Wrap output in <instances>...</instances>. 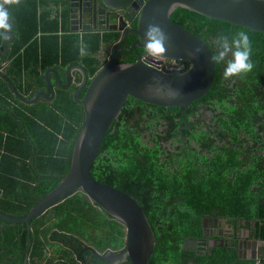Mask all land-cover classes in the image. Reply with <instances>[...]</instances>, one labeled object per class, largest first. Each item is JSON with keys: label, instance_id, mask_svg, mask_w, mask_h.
Returning <instances> with one entry per match:
<instances>
[{"label": "trees", "instance_id": "obj_1", "mask_svg": "<svg viewBox=\"0 0 264 264\" xmlns=\"http://www.w3.org/2000/svg\"><path fill=\"white\" fill-rule=\"evenodd\" d=\"M4 2L0 0V7ZM50 2L18 0L11 2L8 8L9 18L14 22L13 41L7 45V52L0 50V64L6 67L3 73L6 78L0 79L6 84L3 90L9 98L1 107L3 118L0 119L5 121V128H0V135L4 132L9 135L7 139L2 138L7 152L21 146L24 156H30L27 161H22L21 166L7 162L6 169L1 168L4 175L29 173V180L34 181L32 193L30 181V186L24 184L28 193L20 199L25 202L32 200L27 208L11 202L8 194L6 200H2L0 209L9 216H26L35 203L57 186L58 178L64 176L70 167L74 140L84 120L83 107L73 99V86L67 89L56 87L50 102H43L42 98L37 101L36 104L45 103L51 110L49 117L43 120L46 128L38 123L41 121L39 118L21 114L20 110L31 109L24 99H31L39 91L49 94L45 73L50 69L63 76L69 66L82 64L89 75L94 76L104 66L96 57L101 49L99 36L93 32L86 33L81 40L78 34L70 33L68 12L47 9ZM171 20L207 43L213 56L216 55L220 35L231 37L237 31L246 32L253 68L248 73L225 79L224 62L215 63L216 76L211 90L189 108L188 113L191 114L200 107L214 114V118L204 117L199 122L206 127L199 128V134L196 130L186 133L190 138L202 137L200 142L204 149L211 151L216 147L213 157L200 153L194 156L190 149L185 152L180 146L179 153L172 159L175 166L171 170L161 166L159 153L162 143L178 137L175 118H179L181 123L180 107L156 108L130 97L119 121L114 122L107 134L91 168V175L134 198L145 212L157 238L162 231L166 232L158 240L150 264H160L166 254L168 259L176 260L177 255H181L177 242L179 236H187L192 231L201 233V221L208 215L220 214L234 225L242 223L252 237L264 240V143L257 147L264 141V34L184 8L174 11ZM4 42L7 40L0 38V49ZM128 60L133 61L134 57ZM117 61L123 63L120 58ZM75 75L79 77L80 72ZM169 113H173L170 118ZM163 118L172 127L171 131L158 129ZM61 134L71 141L64 158L60 154L55 156L60 139L58 135ZM147 136L149 138L145 142ZM250 141L254 144L250 145ZM149 142L153 145H148ZM29 159L36 163L35 171ZM40 166L47 172L40 171ZM53 209L59 223L53 221L49 224L46 214L31 222L32 245L28 264H43L46 241L68 246L73 237L87 240L92 237L89 235L92 229L87 232L79 227L67 228L61 222L65 217H70L75 223H78L77 218L86 223L91 221L94 230L98 227L103 230L107 225L98 222L99 212L83 202L79 195ZM121 236L123 241V232ZM27 237L24 223L0 219V264H23ZM122 241L118 235L117 246L120 247ZM106 245L105 240H99L101 250ZM198 261L200 264H253L239 260L234 249L225 247L199 256Z\"/></svg>", "mask_w": 264, "mask_h": 264}, {"label": "water", "instance_id": "obj_2", "mask_svg": "<svg viewBox=\"0 0 264 264\" xmlns=\"http://www.w3.org/2000/svg\"><path fill=\"white\" fill-rule=\"evenodd\" d=\"M13 1L15 0H5L3 7L8 10ZM80 1L84 7H90L91 11L98 8L105 16L111 13H116V17L120 16L116 18V26L108 32L122 34L127 23L131 21L130 15L136 16L137 27L126 31L123 41L115 43L113 40L115 46L110 59L94 76H90L80 64H74L65 70V82H63L59 71L50 69L45 73L49 95L39 91L31 99H24L28 103H34L39 98L53 100L55 90L50 75H54L61 88L75 87L72 93L73 99L83 107L84 120L75 138L70 167L67 173L58 179L57 186L40 199L25 217L17 218L0 212V218L26 224L28 240L23 264H28L31 222L80 192L121 224L124 238L115 253L101 256L97 251L87 248L77 255L78 260L82 264H95L94 258L103 264H115L112 260L119 261L116 264H150L157 238L145 212L131 196L94 179L91 168L98 158L107 134L114 122L119 121L125 103L130 97L156 108H183V118L187 128L189 127L187 110L193 102L201 99L211 90L216 76L213 53L207 43L197 35L171 20L174 11L178 8L188 9L210 19L264 34V0ZM70 2L71 7L76 5V0ZM71 19L70 25L75 24L73 17ZM11 22L13 25L14 22ZM86 24L94 26L72 27L71 31L98 30L102 35L107 32L106 28L97 27L94 20H89ZM149 25L159 26L164 33V51L157 56L188 62L190 68L187 71L179 73L176 70L160 69L142 60L143 54H139L138 51L142 50L144 53V35ZM129 35L136 38L131 46H126L128 51L135 53V61L119 63L117 59L123 49L121 45ZM12 41L4 42L0 50L7 52V45ZM77 70H81L83 77H74V72ZM0 76L6 78L3 73ZM14 92L18 95L17 91ZM231 247L239 260L264 264V241L253 238L249 232L242 243L236 241ZM86 252L90 255H85ZM243 252L248 253L249 256L244 257ZM71 254L73 255V252ZM68 261L56 263L76 264L75 256Z\"/></svg>", "mask_w": 264, "mask_h": 264}, {"label": "flooded vegetation", "instance_id": "obj_3", "mask_svg": "<svg viewBox=\"0 0 264 264\" xmlns=\"http://www.w3.org/2000/svg\"><path fill=\"white\" fill-rule=\"evenodd\" d=\"M15 1H18V0H15ZM75 3L76 5L71 7L70 0H63V1L51 0L49 6H47V9L51 8L55 11H62V10L67 11L70 30L72 27L73 28H81V27H88V26L93 27L94 25H90V24L87 25L86 22H89V20H94L97 27L106 28L107 32L104 35H106V37H109V34L111 32H108V31H110L111 28L116 26V23H115L116 18H119L120 16L116 17L117 16L116 13H111L109 16H105L104 14H102V10H99L98 8L95 11H91L90 7L89 8L84 7L83 3L80 0H76ZM130 16H131V21L127 23V26L124 32L122 34H115L116 35V38L114 40L115 43L116 41L117 42L123 41V35L126 31H130L137 27L136 16L135 15H130ZM71 17H73V20L76 21L75 24L73 25H70V22L72 20ZM135 24H136V27H135ZM92 31H95V33H101V32H98V30H92ZM12 40H13V36L10 33V38L9 40H7V42L12 41ZM135 40L136 38L134 36L129 35L126 41L121 45V48L123 49L119 52V54H122L120 57L122 62H132L128 60L130 57H134L133 61H135V53L132 51H128L126 49V46L127 47L131 46V44ZM125 51H128V53H125ZM142 52L143 51H138L139 54H144ZM189 68H190V65H188V69ZM188 112H189V109L186 112V118H187L189 127L186 128V124L183 118V108H182L181 119H180L181 123L179 122V118H175V121L178 123V126L176 127V130H175L178 133V137L167 139L166 142L162 143L163 145H162L161 153H159V157L161 158L160 164L162 167L166 168L167 170H171L175 166L174 162H172V159H175L174 155L179 153L180 146L183 148V150H185V152H186V149H190V151H192L194 156H195V153H200L202 155H208L209 157H213L215 155L216 147H213V150L211 151L210 149H204L203 143L200 142L202 137L200 138V136L198 137L191 136L190 138L188 134H186L187 131L189 130H196L199 134L200 133L199 128L206 129V127L204 125L199 124V122L204 117L214 118V114L210 110H207L201 107L196 108L193 114L188 113ZM172 115L173 113H169L168 117L170 118ZM207 122L210 123V120L208 119ZM160 123L161 124L159 125V128H158L160 131L162 132L171 131L172 127L167 123V121L164 118L160 121ZM214 125H213V129H214ZM243 137L245 136L242 135V138ZM148 138L149 136H147L144 141L147 142ZM188 143H189V147L186 148L188 146ZM263 143L264 141L259 143L257 147L260 148L261 144ZM149 144L153 145V143L151 142H149L148 145ZM249 144L253 145L254 142L250 141ZM76 195H79L80 198L83 200V202L85 201L89 205L94 206L95 209L101 214V216L104 217L103 219H104L105 225L107 224L106 227L103 228V230L101 231L98 229H95V230L92 229V231H90L91 234H89V235H92V237H90L89 240H87L86 238H81V237L76 236L72 238L73 241L69 242L70 245L68 246L63 245L66 249H69L70 254L71 252H73V255L76 258V264H82L78 260L77 255L87 248L97 251L101 256H105L107 253L112 254L118 251L120 247L117 246V243H118L119 229L120 227H122L121 224L117 220L109 216L101 208L96 206L93 202H91L86 195H83L82 193L78 192L70 196L69 198L75 197ZM69 198H67L66 200H68ZM54 207H52L46 213H44L47 216L46 218H49V224L55 221L56 211L55 209H53ZM0 212L6 214L1 209H0ZM13 217H17V216H13ZM17 218H21V217H17ZM113 225L116 227L115 230L112 227ZM246 232L248 231L244 226H242V223L234 225L233 223L228 221V219H226L224 216L220 214L214 215V216L208 215L204 217L201 221V233L195 234V231H192L187 236H179V238L177 239V242L179 244V250L181 252V255L179 257L177 255V259L173 260V259H168L167 258L168 255L166 254L163 262H160V264H200V262L198 261L199 256L201 255L205 256L206 254H211V251L212 250L214 251L217 248L225 247L228 249H233L231 246H233L236 241L241 242V243L244 241L246 237ZM165 233L166 232L162 231V233L159 235V238L156 237L157 242L159 239H161L162 235ZM250 235L252 236V234ZM100 239L105 240L107 244L104 250H101L99 247ZM27 240H28V237H27ZM157 242H156V245H157ZM31 245H32V237H31ZM85 255H90V253L86 252ZM242 255L244 257L249 256L248 253H245V252H243ZM30 259L31 257L29 253V261ZM112 262L115 264L119 263V261H114V260H112ZM94 263L103 264L99 260H96L95 258H94Z\"/></svg>", "mask_w": 264, "mask_h": 264}, {"label": "crops", "instance_id": "obj_4", "mask_svg": "<svg viewBox=\"0 0 264 264\" xmlns=\"http://www.w3.org/2000/svg\"><path fill=\"white\" fill-rule=\"evenodd\" d=\"M69 32L72 34H78L80 36L81 40H82V37L86 33H91V32H82V30L80 32H72L70 29H69ZM60 35H62V34L60 33ZM93 35H98L99 38L101 39V49H100L99 53L96 55V57H98L100 59L102 65H103L110 59V57L112 55V51H113V47H114L113 40H115L116 35L114 33H110L109 37H108L109 39L107 40V42L105 41V38H107L106 35H104V34L102 35L101 33H95V32H93ZM81 53L83 54V51H81ZM121 55L122 54H119V58L121 57ZM80 65L86 70V68L82 64H80ZM5 68H6L5 64H0V74L4 73ZM75 73L76 72H74V75H75ZM59 75H60L62 81L65 82V74L63 76H61V74H59ZM52 76H53V78L51 79ZM0 78H3V77L0 76ZM50 80H51V83L54 85V90L56 89V87L61 88L57 84L54 75H50ZM5 88H6V84L0 79V112L2 111L1 110V107L3 106L2 104L9 101V98L6 95V92L3 90ZM64 89H66V88H64ZM43 92H45L47 94L46 91H43ZM48 92H49V89H48ZM47 95H49V94H47ZM42 99H40V100H42ZM42 101L43 102H50L51 100L43 99ZM36 103H37V101L34 103H26L28 105H31V109L30 110L29 109H22V110H20V112L23 115L35 116V117L39 118L41 121L38 120L39 121L38 123L43 128H46V124L43 120H45L49 117L51 110L48 108V106L45 103H43V104H36ZM0 118H3L2 114H0ZM3 122H5V121L0 119V128L1 129L5 128V125L3 124ZM30 127L32 129V132L35 134L34 125L31 124ZM1 129H0V134H1ZM8 136L9 135H7L5 132L3 133L2 136L0 135V137H1L0 138V198H1L0 204L6 200L5 196H7V194H8L11 197V202H14L16 205H19L21 208H27L29 206V204H32V200L25 202V201L20 200V199L24 198L26 193H28V189L25 188L26 186H24V184H26L27 186H30L28 182L30 181L29 178L31 177V175L29 173H21L20 175H8L6 173V175H4L2 173V168L6 169L7 162H15L18 166H21L22 161H27L28 157L30 155L24 156V151H23V148L21 146H18L16 148V150H14L12 152H7L6 151L7 148H5V143H4V141H2V138L7 139ZM58 137L60 139H59V142H57V149H56L55 156H58V154H60L64 158V157H66V155L68 153L71 141L66 140V138L62 134L58 135ZM74 142H75V140H74ZM73 146H74V144H73ZM29 161H30L31 165L35 167L33 169L35 171L36 170V166H35L36 163L31 161L30 159H29ZM43 168H45V167L40 166V171H41V169L43 171ZM1 182L3 184L2 186H1ZM30 184H31V188H29V189L31 190V193H32V186L34 184V181H30ZM21 189H23V190L21 191ZM30 198L32 199V196ZM96 229H99V227ZM246 229L251 234L250 230L248 228H246ZM122 232H123L122 227H120V229H119V240H121V241H122V236H121ZM248 232H246V236L248 235ZM253 238H255V237H253ZM258 240H261V239H258ZM44 241H46V240H44ZM261 241H264V240H261ZM46 242H47L46 243L47 246H46L45 260H44V262L42 261L43 264H55L56 262L66 261L65 257H67V255L65 254V252L59 250V248L60 249L62 248L64 250H66L67 252H69V249H66L60 243H56V242L53 243L52 241H46ZM56 249H58L59 251H57L55 253Z\"/></svg>", "mask_w": 264, "mask_h": 264}, {"label": "clouds", "instance_id": "obj_5", "mask_svg": "<svg viewBox=\"0 0 264 264\" xmlns=\"http://www.w3.org/2000/svg\"><path fill=\"white\" fill-rule=\"evenodd\" d=\"M12 22L6 8L0 7V38L8 40L12 32ZM164 33L157 25H149L144 35V55L155 57L164 51ZM230 55L229 59H226ZM250 41L248 34L244 31H237L231 37L220 35L217 40V52L213 57L215 63L224 62L223 77L225 79L248 73L252 70L253 64L250 59ZM80 76L83 77L81 70ZM79 76V77H80ZM78 78V76L74 75Z\"/></svg>", "mask_w": 264, "mask_h": 264}, {"label": "built area", "instance_id": "obj_6", "mask_svg": "<svg viewBox=\"0 0 264 264\" xmlns=\"http://www.w3.org/2000/svg\"><path fill=\"white\" fill-rule=\"evenodd\" d=\"M142 60L145 61L147 64L158 67L160 69L164 68L167 70H176L177 72H185L188 70L187 62L178 61V60H168L164 59L159 56L151 57L144 55ZM187 65V66H186Z\"/></svg>", "mask_w": 264, "mask_h": 264}, {"label": "rangeland", "instance_id": "obj_7", "mask_svg": "<svg viewBox=\"0 0 264 264\" xmlns=\"http://www.w3.org/2000/svg\"><path fill=\"white\" fill-rule=\"evenodd\" d=\"M43 170L45 171V172H47V169L46 168H43ZM23 189H21V191H22ZM85 207H86V209L88 208V206L87 205H85ZM104 217L103 216H101V214L99 213V221L98 222H100V223H104V219H103ZM78 219V223H75V220L73 221L70 217H65V219H63L61 222H63L64 224H66V227L67 228H69V229H74L75 227H79L80 229H82L83 231H89L90 229H94V227L92 226L93 225V222H91V221H89V223H86V222H82V220L80 219V218H77ZM55 222H57V223H59L60 222V220L57 218V216H55ZM99 223V224H100ZM105 224V223H104ZM113 228H114V230H115V226L113 225L112 226ZM98 230H102L101 228H99ZM118 230V229H117ZM95 234V233H94ZM59 250H61V251H63V252H65V254L67 255V257H65L66 258V260H68L69 258L72 260L73 259V255L72 254H70L69 252H67L66 250H64V249H60L59 248ZM58 249H56V251H55V253L57 252V251H59ZM54 253V252H53Z\"/></svg>", "mask_w": 264, "mask_h": 264}]
</instances>
